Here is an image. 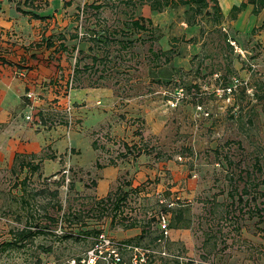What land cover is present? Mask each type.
<instances>
[{"label": "rangeland", "instance_id": "1", "mask_svg": "<svg viewBox=\"0 0 264 264\" xmlns=\"http://www.w3.org/2000/svg\"><path fill=\"white\" fill-rule=\"evenodd\" d=\"M18 1L13 2L15 6ZM76 1V8L56 10L51 22H38L40 29L51 23L58 32L77 35L70 44L72 60L68 59L78 76V89L72 93V101L77 92L80 101L74 106L75 118L85 122L94 111L93 100L87 98L91 88L111 89L113 112L101 122L99 132L89 133L100 143L105 141L101 156L108 145L116 155L124 149V139L132 138L137 129L139 137L143 133L137 150L145 149L142 165L148 167L139 178L140 190L123 204L125 213L147 222L157 219L159 205L164 203L182 206L184 223L189 220L188 227L169 228L167 235L153 221V229L141 243L151 246L152 255L142 264H264V42L250 36L240 37L241 45L228 42L226 22L222 18L214 23L212 10L195 17L196 35L187 38L192 13L187 5L156 14L150 0ZM48 2L35 0L43 3L36 10H43ZM1 6L0 11L11 16L20 13L9 7L8 0H0ZM141 16L152 17L154 33L129 27L131 19ZM230 32L236 34L232 27ZM17 34L2 38L0 32V44L8 42L14 56L22 55L23 46L36 40L30 39L31 34L26 38ZM161 47L169 52L156 60L152 49ZM168 56L171 61L165 62ZM14 64H0V81L14 89V93L0 92V100L12 103L13 113L21 114L29 128L48 132L51 129L26 119L46 103L40 98L27 102V89L18 90V84L29 80L31 90L37 92L35 84L41 77L28 75ZM230 76L239 84L228 93L224 88ZM181 88L183 96L178 94ZM106 104L104 100L96 107L108 112L102 106ZM80 131L76 128L71 134ZM51 133L69 136L64 127ZM116 138L120 146L112 144ZM5 152L8 148L0 151L4 157L0 158V264H72L93 247L95 235L84 232L89 229H101V234L122 240L116 234L120 229H111L110 219L93 216L97 212L93 214L91 208L99 196L93 181L98 175L76 164V157L65 162L68 174H46L7 163ZM26 155L27 160L32 158ZM136 162L123 161L120 181L137 175L140 164ZM243 187L247 193L239 200ZM116 188L112 184L111 190ZM75 213L81 215L78 224ZM26 227L42 233L6 246ZM71 230L83 233L82 238L62 239ZM162 234V241L155 239ZM125 258L128 264L130 253ZM97 264L107 260L100 258Z\"/></svg>", "mask_w": 264, "mask_h": 264}, {"label": "trees", "instance_id": "2", "mask_svg": "<svg viewBox=\"0 0 264 264\" xmlns=\"http://www.w3.org/2000/svg\"><path fill=\"white\" fill-rule=\"evenodd\" d=\"M10 2H14L15 0H9ZM152 2V8L157 12H162L165 10V8H173L180 5H187L189 10L192 11L191 18L187 20L188 25H194L196 24L195 17L197 15H201L203 12H207V10L210 11V15L212 16L213 22L216 23L218 21H221L222 19V13L220 10V6L218 3V0H150ZM249 3L253 4V11L258 12L262 7H264V0H248ZM71 2H65V5L70 4ZM43 3H35V0H32L31 2L29 0H19L16 3V8L25 13L30 14L34 18L39 19H48L51 14H41L37 12L36 9L42 8ZM25 7H30V9L26 10ZM97 8H100V6H97ZM36 10V11H35ZM130 28L135 29V31H145L148 30L151 33H154L155 28L153 27V19L152 17L146 18V17H138L133 18L128 23ZM158 26V25H156ZM264 26V25H263ZM157 28V27H156ZM1 32V29H0ZM58 31H52L49 33H44L43 37L41 39L35 40L31 42L30 45L23 46L24 53H22L21 59H14L11 57L12 52L8 48L9 44L8 42L0 44V64H14L21 66L20 68L26 69L28 75H30V70H34V64L30 62V58L36 57L40 61H44L46 64H53L56 68L55 72L48 76V77H42L39 80V84H35V81H32L33 84H35V88L38 89V95L41 101H44L46 103V107L38 106L37 109H35L36 112L33 113V123L37 125L39 128L44 129H56L67 126L69 122V114L66 110V97L68 94V85L70 81H72V87H73V93L74 91H77L78 89V76L77 72H75L72 67L69 65L68 59L72 60L70 57L74 53H70L74 47H72L71 42H74L75 38L77 37L76 34H67L66 32H58ZM101 39V38H100ZM228 40V38H227ZM228 42H230L228 40ZM230 44V43H229ZM228 44V45H229ZM8 45V46H6ZM13 45V44H12ZM6 46V47H5ZM162 49L159 51H154L152 49L153 58L158 60L160 58L161 54H168L169 50L161 47ZM70 49V50H69ZM12 50V49H11ZM33 51V52H32ZM70 51V52H69ZM25 52L29 54V58L26 56ZM68 54V55H66ZM42 55H44L42 57ZM46 55V56H45ZM171 57H166L165 62H170ZM78 62V61H77ZM158 63V62H157ZM156 63V64H157ZM17 66V67H18ZM36 78V77H35ZM229 81L231 82V76L226 80V83L228 84ZM29 82V80H28ZM26 84L27 91H30L33 87L31 84ZM226 84V85H227ZM230 84V83H229ZM242 85V84H241ZM35 90V89H33ZM26 96V94H25ZM26 101H31L27 96L25 97ZM74 106H77L79 101H77L75 98L73 99ZM29 105V104H28ZM36 105V104H35ZM82 120V119H81ZM80 123L82 126V122H80V119H78L77 123ZM135 126H133L134 128ZM101 129H95L91 130L92 133H97ZM82 131H87L86 129H79ZM134 131V136L130 138L129 140L126 138L124 139V149H120V152H117L115 154H111V151H109V145L106 147V153H104L103 156L100 155V148H104V143H100L99 139H94L92 135L89 133L92 143L96 150H98L99 153V159L97 160V167L102 168L105 166V164L101 163L103 162V159L106 157L105 154H111V157H108V163L109 164H116L118 160H125L129 158L136 159L141 154H144L145 149H139L138 148V140H143V133H140V137L137 135L138 131ZM133 140V141H132ZM115 141H118V144L115 143ZM112 144L115 146H120L121 141L120 140H112ZM100 146V147H99ZM47 150V149H46ZM125 150V151H124ZM30 154L32 157L31 159L27 160L25 157L27 156L24 152H17L15 154L14 162H16V165L18 163L20 169L24 170H30L31 172H37L39 169H42V164L44 159L50 158L53 159L56 157L51 151L44 152L42 156H38L37 153H27ZM132 156V157H130ZM103 158V159H102ZM107 158V157H106ZM37 160V161H36ZM18 161V162H17ZM106 162V161H104ZM69 167V166H68ZM67 167H62L59 171L55 173H64ZM70 169V168H69ZM137 173V172H136ZM54 174V173H53ZM95 175V174H94ZM61 179H64L63 177ZM137 179V175L135 177L129 178L124 180V182L120 181L118 178V182L116 183L117 188L115 191L110 190L105 196H98L96 197L95 204L93 205V208L91 210L94 212H97L95 217L98 219L108 218L110 219L111 229L113 230H129V229H139L140 232L137 235H134L129 238H125L122 240H117L122 256V263L127 264L125 254L130 253V259L128 264H132L131 258L134 255V252L132 249H128L126 245H138L143 247L144 250L151 249L150 245H143L141 244L142 241L149 235L150 229H153V223L156 221L157 229H161V218L162 216H165L168 219V226L171 229H180L182 227H188L189 220H187V223H184L185 218V209H182L181 207L173 208L171 205H166L164 203L160 204L161 207L160 214L158 215L157 219L154 216L149 221L145 222L143 219H138L137 217H134L132 215H127L124 210V203H126L130 197L131 194L134 192H137L140 190V184L141 182L134 181ZM95 187L97 186V181H93ZM264 183V181H263ZM129 188V189H128ZM247 193V189L245 187L242 188V192L239 194L238 199L242 200V196H244ZM165 212V213H164ZM74 217L77 219L75 224H78L80 221L81 215L75 213ZM52 218V217H51ZM54 221L55 219L52 218ZM154 221V222H153ZM155 222V223H156ZM82 232V231H81ZM85 234H92L95 235V239L93 242V246L99 241V236L102 233L101 229H89L84 231ZM164 232V231H163ZM34 233H42V230L39 231H32L30 228L26 227L24 229L18 230L15 234L18 235L19 238L16 240H12L7 242L6 246L14 247L17 241H21L24 238H28L31 234ZM83 233H76L74 230L68 231L64 233L62 236V239H68V238H76L81 239ZM160 237H156L155 239H158L159 241H162L163 234L159 235ZM50 249H46V251H49ZM152 255V252L146 253V262L147 259ZM80 259V258H77ZM145 262V261H144ZM142 264V263H140ZM190 264V263H188Z\"/></svg>", "mask_w": 264, "mask_h": 264}, {"label": "crops", "instance_id": "3", "mask_svg": "<svg viewBox=\"0 0 264 264\" xmlns=\"http://www.w3.org/2000/svg\"><path fill=\"white\" fill-rule=\"evenodd\" d=\"M65 2L66 0H49L48 6L37 12L41 14L52 15L53 13L57 14L56 10L58 9L59 11H68V9H73V7H75L77 4L76 0H69L71 3L67 5H65ZM218 3L222 13V18L226 22L224 24L227 28L228 35L230 37L229 41L231 43L237 41L238 44L241 45V42H239L240 37L248 38V36L257 37L264 42V7H262L258 12H254L253 4L249 3L248 0H218ZM9 5L12 10L17 9L13 2L9 1ZM23 7L26 9L25 6ZM1 8L2 6L0 9ZM19 12V15L15 17L14 14L12 16L7 14L6 10L2 9L0 11V29L3 34L1 35L2 38L17 32V36L23 35L24 38H26V34L28 37L31 34L30 39L38 40L43 37L44 33L57 31L54 29V24L51 23H48L47 26L40 29L38 28V22L42 21L43 19H30V16H26V14L21 11ZM158 13L159 12L156 14ZM153 15H155V13ZM6 19L8 21L6 23L3 22V20L6 21ZM48 21L51 22V19L48 18ZM196 27L197 26L187 24V38L196 35ZM231 27L233 32L236 34L230 32ZM242 32H244V34ZM162 42L164 41L162 40ZM13 54L14 53H12L11 57L14 59H21L22 57L21 55L14 56ZM25 54L29 58V54L27 52H25ZM43 56L44 55H42V57ZM30 62L34 64L35 67L34 70H30V73L34 74V76L37 75L39 78L48 77L56 70L53 64H46L44 61H40L36 57H31ZM22 69L26 71V69ZM25 88L26 82L23 83V86L18 84V90L24 91ZM90 91L91 92L87 98L93 100L94 111L85 119V122L83 120V124H85L84 129L86 126L87 131L75 132L68 137L64 136L63 134L59 135V133H51L55 129L49 130L45 133L36 132L26 125V122L24 121L21 114L13 113L14 105H12V103L0 100V123L3 125L0 129V151L4 149L7 150L8 148V153L5 152L7 156L5 158L6 162H14L15 154L17 152H34L40 154V152L47 149L56 155V157L53 159H44L42 171H45L46 174H52L59 171L62 167H67L65 162L67 160L69 162V160H72L74 157H76L74 160L76 164H79V166L82 168H89L95 175H98L96 178L97 186L95 189H97V193L100 197L105 196L111 190L112 184H116L118 182L119 174L122 172V168H125V165L123 160H118L116 164H109L108 162L101 161V163L105 164V166L102 168H98L96 165L97 160L99 159V153L92 143L89 131L100 128L102 121L106 122L107 115L113 112L110 108L112 106L111 104L115 102V99L111 97V89L106 87L91 88ZM0 92H2V94L11 92L14 93V89L13 86L8 85L7 82L4 83L0 81ZM100 96H102L103 99L100 98ZM77 98L78 92L76 95V100ZM104 100L105 102H109V104L102 105L108 107V112L100 109L101 107H96L98 102H103ZM23 112H25V109ZM116 129L118 130V128ZM130 129L131 127H128V130ZM75 151L79 152V154H74ZM85 152H87L88 157L85 155ZM105 156L111 157L112 155L105 154ZM145 157L146 155L141 154L136 159L131 158V161L136 160V163L140 164L137 165V167L135 166L137 171V179L134 180L136 181L135 183H137L139 178L141 179V174L148 172V167L146 165H142V162L145 161ZM0 158L3 159L4 157L2 156ZM139 232V229H129L119 230L116 232V234L117 236H120L121 239H125L137 235Z\"/></svg>", "mask_w": 264, "mask_h": 264}, {"label": "built area", "instance_id": "4", "mask_svg": "<svg viewBox=\"0 0 264 264\" xmlns=\"http://www.w3.org/2000/svg\"><path fill=\"white\" fill-rule=\"evenodd\" d=\"M239 84V80L236 77H233L230 84L224 88L225 92H232L235 87ZM183 88L179 89L178 94L183 96ZM72 81L68 85V94L66 97V110L69 114V122L65 127V131L68 135L71 134L74 129H81V124L77 123V118L74 115V102L72 101ZM26 96L31 100H38L39 95L35 91H28ZM178 96V97H180ZM179 99V98H178ZM26 119L33 121V114L26 115ZM66 174L69 173V167L64 171ZM69 180V178H67ZM161 228L164 231L165 235L169 234L168 219L165 216L161 218ZM118 241L112 239L106 234H100L99 241L91 247L86 254L80 259H73L72 264H97L100 258L107 260V264H123L122 256L119 248ZM128 249H132L134 252L133 257L131 258L132 264H140L145 261L146 253L151 252V249L144 250L143 247L138 245H126Z\"/></svg>", "mask_w": 264, "mask_h": 264}]
</instances>
